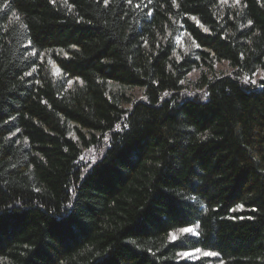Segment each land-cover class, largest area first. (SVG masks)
<instances>
[{
    "label": "trees",
    "instance_id": "obj_1",
    "mask_svg": "<svg viewBox=\"0 0 264 264\" xmlns=\"http://www.w3.org/2000/svg\"><path fill=\"white\" fill-rule=\"evenodd\" d=\"M257 72L264 0H0V264H264Z\"/></svg>",
    "mask_w": 264,
    "mask_h": 264
},
{
    "label": "rangeland",
    "instance_id": "obj_2",
    "mask_svg": "<svg viewBox=\"0 0 264 264\" xmlns=\"http://www.w3.org/2000/svg\"><path fill=\"white\" fill-rule=\"evenodd\" d=\"M215 74L216 76H221V75H227L229 73H231L232 69L229 67V65L226 63V62H221V63H218L216 64L215 66ZM199 75V72L198 71H194L192 73H190L188 75V78L189 80H194L198 77ZM263 75L260 74L259 72H257L255 75H254V78L253 80H258V79H261ZM131 93H132V98H137L140 96L141 94V90L137 87L133 88L131 90ZM129 105H126L125 107H128ZM191 253V255L187 256V257H191V258H195L199 255V252H196V251H192V252H189ZM186 257V256H185Z\"/></svg>",
    "mask_w": 264,
    "mask_h": 264
},
{
    "label": "snow or ice",
    "instance_id": "obj_3",
    "mask_svg": "<svg viewBox=\"0 0 264 264\" xmlns=\"http://www.w3.org/2000/svg\"><path fill=\"white\" fill-rule=\"evenodd\" d=\"M53 2H54V0H53ZM105 2H107V0H105ZM127 2H128L129 4H132V0H127ZM222 2H223V3H227L228 0H222ZM239 2H240V0H235V3L239 4ZM148 3L150 4V3H151V0H148ZM135 7L139 8V7H140V4H136ZM145 7H147V5H145ZM151 14H152L151 12L148 13V15H151ZM248 23H249V25H251V24H252V21L250 20ZM205 31H207V29H205ZM33 54H34V53H33ZM33 71H35V69H33ZM26 75H31V73H26ZM261 79L264 80V76H262ZM245 82H246V83L249 82V78H248V77H245ZM251 83H256V81H255V80H251ZM17 131H18V130H17ZM180 231H181L182 233H191V234H193V235H198V233H196L192 227H183V228L180 229ZM176 239H177V237H176L175 235H173V236H172V240H176ZM195 251H196V252H199L200 249H196ZM181 255H183V256H189V255H191V253H189V252H184V253H182ZM203 255H205V256H215V255H217V254H216L215 252H211V253H209V252H204Z\"/></svg>",
    "mask_w": 264,
    "mask_h": 264
}]
</instances>
